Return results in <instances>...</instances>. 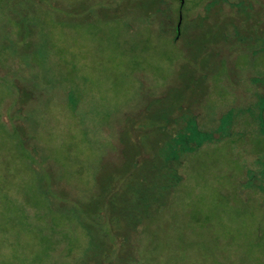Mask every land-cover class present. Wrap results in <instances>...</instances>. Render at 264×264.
<instances>
[{"label": "rangeland", "instance_id": "obj_1", "mask_svg": "<svg viewBox=\"0 0 264 264\" xmlns=\"http://www.w3.org/2000/svg\"><path fill=\"white\" fill-rule=\"evenodd\" d=\"M0 264H264V0H0Z\"/></svg>", "mask_w": 264, "mask_h": 264}, {"label": "trees", "instance_id": "obj_2", "mask_svg": "<svg viewBox=\"0 0 264 264\" xmlns=\"http://www.w3.org/2000/svg\"><path fill=\"white\" fill-rule=\"evenodd\" d=\"M177 35L175 36V38H178V35L180 34V32H179V27L177 28Z\"/></svg>", "mask_w": 264, "mask_h": 264}]
</instances>
